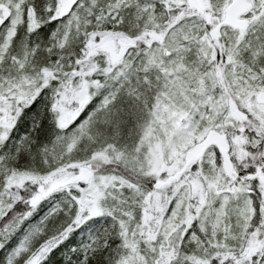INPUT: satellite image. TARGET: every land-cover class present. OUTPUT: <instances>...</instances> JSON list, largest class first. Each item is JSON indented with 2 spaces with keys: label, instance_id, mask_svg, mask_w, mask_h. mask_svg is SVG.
<instances>
[{
  "label": "snow or ice",
  "instance_id": "obj_1",
  "mask_svg": "<svg viewBox=\"0 0 264 264\" xmlns=\"http://www.w3.org/2000/svg\"><path fill=\"white\" fill-rule=\"evenodd\" d=\"M0 264H264V0H0Z\"/></svg>",
  "mask_w": 264,
  "mask_h": 264
}]
</instances>
